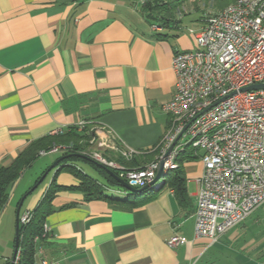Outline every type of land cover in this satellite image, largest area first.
I'll return each instance as SVG.
<instances>
[{
  "label": "crops",
  "instance_id": "0c3cea01",
  "mask_svg": "<svg viewBox=\"0 0 264 264\" xmlns=\"http://www.w3.org/2000/svg\"><path fill=\"white\" fill-rule=\"evenodd\" d=\"M144 1L0 0V168L12 165L32 143L67 133L81 122L100 130L99 142L108 144L114 137L120 147L138 151L135 167L158 157L170 124L163 106L176 93L173 57L195 49L189 30L200 32L232 0H165L177 7L165 25L147 20ZM96 150L125 166L114 151ZM50 155H56L53 164L62 153ZM81 163L75 166L88 174ZM90 166L107 195L122 194H114ZM183 170L187 187H193L185 209L171 188L160 189L163 184L140 206L122 203L133 200L129 197L111 202L86 199L76 189L58 191L44 224L51 236L36 240L37 263L221 264L231 258L232 264H264V214L259 210L215 243L194 239L196 200L191 199H196L203 166L197 159L184 163ZM23 181L14 186L0 216V239L9 240L12 250L5 264L14 253L21 199L37 180L18 194ZM50 185L27 196L20 216L40 204ZM56 185L77 187L79 180L62 172ZM173 236L188 242L171 248L167 241Z\"/></svg>",
  "mask_w": 264,
  "mask_h": 264
},
{
  "label": "built area",
  "instance_id": "2783aa9c",
  "mask_svg": "<svg viewBox=\"0 0 264 264\" xmlns=\"http://www.w3.org/2000/svg\"><path fill=\"white\" fill-rule=\"evenodd\" d=\"M195 37L192 51L178 52L172 60L176 75L174 98L163 106L170 117L168 132L158 146V157L142 168L129 169L103 154L89 158L117 171L131 187L158 189L169 173L179 168L176 160L187 148L201 161L203 171L196 180L194 239L217 242L264 206V0H232L211 15ZM87 123L78 124L79 130ZM113 137V135H112ZM101 146L131 162L140 153L120 147L115 141ZM177 142L166 161L165 177L155 185L160 160ZM63 148L42 152L59 153ZM34 210L24 212L20 226L27 227ZM50 229L44 226V237ZM188 242L173 236L171 248ZM21 250L15 261L19 264ZM39 264H51L42 261Z\"/></svg>",
  "mask_w": 264,
  "mask_h": 264
},
{
  "label": "trees",
  "instance_id": "16d2710c",
  "mask_svg": "<svg viewBox=\"0 0 264 264\" xmlns=\"http://www.w3.org/2000/svg\"><path fill=\"white\" fill-rule=\"evenodd\" d=\"M177 11L176 5L169 3L165 0H145L142 6V13L147 18V20L153 25H165L171 19L174 18L175 13ZM90 127L87 126L83 130H79L78 127L72 128L69 132L63 133L61 135L48 136L42 140L36 141L28 146L18 157V159L9 167L0 168V216L2 215L6 205L8 204L10 194L16 185V183L21 178L22 174L25 170L30 169L35 162L41 157L42 152H49L54 148H63L61 151L62 155L60 158H65L60 164L55 173L53 181L46 192L43 200L40 204L34 209V219L27 226H20V246L21 250L19 264H38L36 260V254L38 251V245L36 240L40 241L44 238V224L45 221L50 214L51 202L58 191H66L76 189L83 193L86 199H99V200H108L120 202L119 199L115 198V196L107 195L109 192L108 188L104 189L100 186L93 177L88 174H84L78 170L75 166V162H84L86 164H90L93 168L100 174V176L105 179L107 185L111 188L117 187L121 188L119 184L113 179L105 170L99 168L93 160L86 161L76 157V155H82V152L85 151L88 147L89 141L93 138V132H90ZM159 153V151H158ZM68 156H71L70 158ZM138 157H135L131 162L124 161L125 167L129 169L133 168H142L135 167L137 164ZM199 159L198 156H195L193 151L187 148L183 151L178 159L176 160L179 168L174 171V175L169 178H166L163 185L160 189L165 186L171 188L175 196L182 208H187L189 206V196L187 191V178L185 176L183 165L186 162L194 161ZM117 176L119 173L117 171L111 170ZM67 172L74 175L79 180V185L77 187H61L56 185L57 177L62 173ZM45 173V172H44ZM43 173V174H44ZM40 178L36 181L35 184L38 183ZM114 190V189H113ZM117 189H115L114 194ZM111 191V190H110ZM154 191L156 190H148L144 193L139 194H127L132 201L127 200L122 202L129 206H140L148 203L153 199ZM120 191H117L118 193ZM37 221V227L31 233L30 237L25 240V233L28 230V227ZM24 237V238H23Z\"/></svg>",
  "mask_w": 264,
  "mask_h": 264
},
{
  "label": "rangeland",
  "instance_id": "374dc122",
  "mask_svg": "<svg viewBox=\"0 0 264 264\" xmlns=\"http://www.w3.org/2000/svg\"><path fill=\"white\" fill-rule=\"evenodd\" d=\"M89 127H90L89 131L93 132L92 134H94V135H93V138L91 139V141H89V143H87L88 144L87 149L82 152V155H84L88 158H89L90 154H92V153H95V152L99 153V151H97L96 149L98 147H101V142H99V137H98V135H99L98 133L100 132V130L98 128H96V126L94 127V125H93V127H91V126H89ZM61 151L59 153H61ZM55 154H57V153H55ZM55 157H56V155L55 156L54 155L53 156L48 155L46 157H40L30 169L25 170L24 173L22 174L21 178L18 181V182H20L24 178V181H23V183H22V185L18 191V194L20 193V191L26 189V187L28 186V182L36 181L39 178H42L43 173L46 172L48 170V168L52 165L51 160ZM80 167L83 168L85 170V172L89 174V176H91L93 178L97 177L94 170H92L90 168L91 167L90 165H88L86 163H81ZM56 171H57V169H55L49 173V175L45 178V180L42 182V184L40 186H38V188L33 192V196L35 194H39L47 185H50L52 183ZM172 175H174V172L169 173L166 178H169ZM188 185H189V187H187V191H188V188L190 191H192L193 187L190 185V183ZM112 189H114V190L117 189L116 192L120 191V193H122V194L114 195L115 197H117V199H120V198L122 199V198L128 196L127 195L128 192H125L124 188L118 189L117 187H115ZM124 192L127 194L125 195ZM190 196H191V194H190ZM132 198L133 197H131V199ZM191 200H192V203H195L196 199L193 197ZM258 214H261V215L264 214V207L262 209H259ZM36 227H37V221H34V223L28 227V230L25 233V240H27L30 237L31 233L34 231V229ZM0 241H1V247H2V248H0V264H5V259L11 256L12 250L10 247L8 248V246H7L9 240L7 241L4 238H1ZM210 256H212V255H210ZM221 264H232V259L230 258L229 260H227V258H225L224 260H221Z\"/></svg>",
  "mask_w": 264,
  "mask_h": 264
},
{
  "label": "water",
  "instance_id": "95a60500",
  "mask_svg": "<svg viewBox=\"0 0 264 264\" xmlns=\"http://www.w3.org/2000/svg\"><path fill=\"white\" fill-rule=\"evenodd\" d=\"M257 89H264V85H256V86H253V87L248 88V90H257ZM178 140L179 139H177V141L173 143V145L169 148V150L164 154L163 158L160 160L159 168H158V171H157V175H156V178L153 181L152 185H155L157 182H159L162 178L165 177V172L166 171H165L164 165H165L166 161L168 160L171 152L175 148ZM68 157L70 158L71 156H68ZM76 157L81 158V159H85V160H88V161H91L90 158H88V157H86L84 155H76ZM64 159L65 158L63 157V158L58 159L56 162H54L48 168V170L43 174L42 178H40V180L38 181V183L35 184L33 186V188H31V190H29V192H27V194H25L23 196V198L21 199V202H20L19 208L17 210V214H16V236H15V248H14V253H13V257H12V263L15 261V259L17 257V253H18L19 246H20V222H19V219H20V211H21L22 205H23L25 199L27 198V196L30 195L31 193H33L38 188V186H40L42 184V182L45 180V178L49 175L50 172H52L55 169H58L59 164ZM95 164L99 168L105 170L113 179L116 180V182L119 184V186L121 188H124L130 194H139V193H144V192L150 190V187L149 186L144 187V188H141V189H135V188L131 187L126 181H124L119 176H117L110 169H108V168H106V167H104V166H102V165H100V164H98L96 162H95Z\"/></svg>",
  "mask_w": 264,
  "mask_h": 264
}]
</instances>
